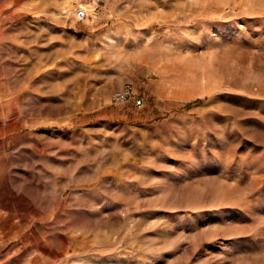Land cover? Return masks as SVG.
<instances>
[{"label": "rangeland", "instance_id": "obj_1", "mask_svg": "<svg viewBox=\"0 0 264 264\" xmlns=\"http://www.w3.org/2000/svg\"><path fill=\"white\" fill-rule=\"evenodd\" d=\"M96 4L0 0V264H264V0Z\"/></svg>", "mask_w": 264, "mask_h": 264}, {"label": "built area", "instance_id": "obj_2", "mask_svg": "<svg viewBox=\"0 0 264 264\" xmlns=\"http://www.w3.org/2000/svg\"><path fill=\"white\" fill-rule=\"evenodd\" d=\"M100 1L101 0H96V5H98ZM127 103H134L138 108H143L144 106V97H142V95L131 85L124 86L122 89L116 91L112 95V104L121 105Z\"/></svg>", "mask_w": 264, "mask_h": 264}, {"label": "crops", "instance_id": "obj_3", "mask_svg": "<svg viewBox=\"0 0 264 264\" xmlns=\"http://www.w3.org/2000/svg\"><path fill=\"white\" fill-rule=\"evenodd\" d=\"M184 88H186V87H184ZM176 92H177V91H176ZM173 93H175V90H174V91H173V90H171V91L169 90L167 95H170V94L173 95ZM174 95H175V94H174Z\"/></svg>", "mask_w": 264, "mask_h": 264}, {"label": "bare ground", "instance_id": "obj_4", "mask_svg": "<svg viewBox=\"0 0 264 264\" xmlns=\"http://www.w3.org/2000/svg\"><path fill=\"white\" fill-rule=\"evenodd\" d=\"M82 8H85L84 6H81ZM214 42V41H213Z\"/></svg>", "mask_w": 264, "mask_h": 264}]
</instances>
